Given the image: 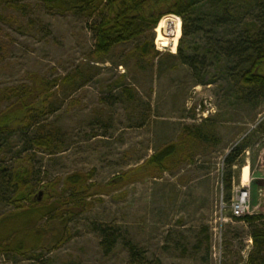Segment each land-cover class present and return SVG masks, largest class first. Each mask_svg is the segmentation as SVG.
<instances>
[{
    "label": "rangeland",
    "instance_id": "rangeland-1",
    "mask_svg": "<svg viewBox=\"0 0 264 264\" xmlns=\"http://www.w3.org/2000/svg\"><path fill=\"white\" fill-rule=\"evenodd\" d=\"M174 18L99 56L98 16L62 13L42 0H0V115L16 101L11 89H32L36 76L50 84L34 103L40 113L32 125L6 138L0 168L21 161L32 170L31 201L77 212L36 224L46 253L39 262L0 250V264H130L129 243L140 252L137 264H246L252 228L234 220L230 207L243 189L246 216L264 215V102L237 100L215 65L195 76L176 59L183 22ZM146 39L159 55L140 57L136 48ZM205 40L186 38L184 52ZM198 131L209 141L192 137ZM247 140L245 163L231 170L227 156ZM171 144L179 151L165 170L148 163ZM75 174L93 175L80 207L64 190ZM3 195L0 219L17 212ZM102 227L118 229L110 254Z\"/></svg>",
    "mask_w": 264,
    "mask_h": 264
},
{
    "label": "trees",
    "instance_id": "trees-1",
    "mask_svg": "<svg viewBox=\"0 0 264 264\" xmlns=\"http://www.w3.org/2000/svg\"><path fill=\"white\" fill-rule=\"evenodd\" d=\"M49 8L62 13H79L89 18L98 16L94 27L96 34L95 54L107 56L122 44L142 38L155 29L166 15H174L183 22V37L180 40L175 58L188 66L195 76L214 65L218 71L230 78L232 91L237 100L247 105L264 102V3L259 0H42ZM262 2V3H261ZM171 20V19H169ZM167 19L161 21V26ZM158 26V27H159ZM204 34L203 47L194 45V53L184 52L186 38ZM140 57L159 55L153 41L147 39L137 48ZM174 56V55H173ZM222 73V72H221ZM32 89L22 87L11 89L8 94L16 101L7 112L0 115V155L4 152L6 138L15 131L25 132L32 125L31 118L40 113L35 101L42 98L50 84L36 76ZM8 95V96H9ZM6 97V94H5ZM9 99V98H8ZM10 100V99H9ZM21 128V129H20ZM192 137L209 141L207 135L198 131ZM39 145H43L40 140ZM249 141L236 146L226 158L229 168L245 163V155L250 148ZM178 144H171L156 153L148 162L161 171L174 160L179 151ZM15 163L14 167L0 168V194H7L17 212L0 219V250L8 254H17L28 260L39 262L46 255L42 245V235L35 230L36 224L43 218L63 219L74 214L75 208L56 212L54 206L39 201H31L27 193L32 170L29 166ZM93 175L75 174L64 182V190L71 191L73 204L84 206L88 197V181ZM232 171L225 179V190L230 199L232 191ZM4 196V195H3ZM5 197V196H4ZM84 197V198H83ZM6 198V197H5ZM230 200H228L229 202ZM29 202V207L24 205ZM74 206V205H73ZM78 207V208H79ZM19 212V213H18ZM65 214V215H64ZM16 220L13 222H8ZM247 223L252 228L253 251L246 264H264V215L233 218ZM18 221L22 223L18 225ZM101 246L105 254H110L120 238L118 229L100 228ZM130 264H137L140 252L131 243ZM43 261V260H42ZM227 264V263H224Z\"/></svg>",
    "mask_w": 264,
    "mask_h": 264
},
{
    "label": "built area",
    "instance_id": "built-area-1",
    "mask_svg": "<svg viewBox=\"0 0 264 264\" xmlns=\"http://www.w3.org/2000/svg\"><path fill=\"white\" fill-rule=\"evenodd\" d=\"M175 20H177L179 23L181 19L179 18H174ZM175 25V23H174ZM182 26V23H181ZM176 34V29L174 31V35ZM158 39V38H157ZM158 45V43H157ZM156 45V46H157ZM158 49V47H157ZM244 188V186H243ZM245 189V188H244ZM249 195H248V191L241 189L238 192V195L235 197V200L232 202L231 204V212H232V218H242L245 217L249 212V205H248V199Z\"/></svg>",
    "mask_w": 264,
    "mask_h": 264
},
{
    "label": "bare ground",
    "instance_id": "bare-ground-1",
    "mask_svg": "<svg viewBox=\"0 0 264 264\" xmlns=\"http://www.w3.org/2000/svg\"><path fill=\"white\" fill-rule=\"evenodd\" d=\"M247 171H248V169H247V167H245V170H244L243 176H242L243 183L246 182L248 179V172Z\"/></svg>",
    "mask_w": 264,
    "mask_h": 264
},
{
    "label": "water",
    "instance_id": "water-1",
    "mask_svg": "<svg viewBox=\"0 0 264 264\" xmlns=\"http://www.w3.org/2000/svg\"><path fill=\"white\" fill-rule=\"evenodd\" d=\"M41 196V195H40ZM41 200V198H39V201Z\"/></svg>",
    "mask_w": 264,
    "mask_h": 264
}]
</instances>
